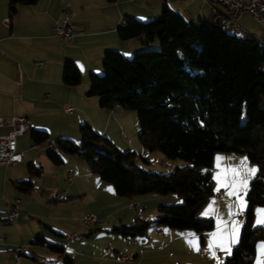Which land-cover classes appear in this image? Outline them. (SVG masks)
<instances>
[{
	"label": "crops",
	"instance_id": "crops-1",
	"mask_svg": "<svg viewBox=\"0 0 264 264\" xmlns=\"http://www.w3.org/2000/svg\"><path fill=\"white\" fill-rule=\"evenodd\" d=\"M9 3L10 0H0V117L24 116L29 130L17 139L19 150L24 152L22 162L0 165V215L4 218L2 228L8 233L7 241L1 247L0 264H59L60 255L45 244L34 243L38 236L47 242L62 244L64 254L75 264H127L116 259L120 250L133 253L134 264H153L154 261L156 264H220L229 253L218 246L219 237L214 238L212 234L226 236L231 232L233 220L243 221L244 212L237 214L239 201L235 196L226 195L231 187L221 188L224 191L222 198L211 197L198 210L199 216L213 218L211 230L197 233L165 226L149 227L143 234L135 236L122 235L112 229L116 225H130L136 218L156 217L159 205L177 202L172 195L175 193L119 196L110 183L90 169L86 161L87 165H82L68 154L63 155L62 163L63 171L67 170L68 185L62 190L57 186L59 169L51 167L56 164L47 157V150L41 147L46 143L50 148V142L60 137L77 139V127L84 122L113 144H116L117 137L126 139V127L122 123L127 115L126 109L119 105L103 108L98 96H87L89 76L103 72L102 57L106 50L130 56L138 50L156 47L157 43L144 44L142 36L120 39L117 29L124 25L127 16L139 20L155 18L164 4L187 20L208 18L210 5L204 0H36L20 4L11 12ZM5 17L10 19L8 26L2 22ZM61 17L73 23L79 31L71 41H61L54 35V23ZM239 23L264 44V25L248 13L241 15ZM66 60L73 61L80 70L81 82L78 85L71 86L62 81ZM64 104L71 105L74 110L65 112ZM61 115H64L63 120H60ZM69 127L71 133L67 131ZM7 128L4 125L0 131ZM31 129L46 131L49 140L34 144ZM143 150L141 148L140 152L144 153ZM217 156L234 159L218 162ZM242 157L247 156L215 152L212 176L229 165H239ZM248 162L249 167L256 166L249 159ZM47 168L51 170L49 179H46ZM69 172L72 173L71 181L68 180ZM244 175L246 177L247 174ZM26 180L32 182L29 190L22 186ZM216 187L217 181L214 180V190ZM16 198L20 199L16 205L17 216L13 221H7L5 212ZM132 200L136 203L132 204ZM57 203L79 208L81 223L78 218L61 222L67 218L45 214V209L53 208ZM209 203L213 204L214 211L207 216L202 215ZM260 208L255 207L254 221L260 216L256 211ZM230 212L233 215H229ZM88 213H94L100 223L83 224L82 217ZM83 226L87 227V232H83ZM79 234L82 236L77 238ZM57 236L65 237L66 243L59 241ZM261 243L264 239L256 243L255 255L258 253L257 245ZM210 244L213 245L211 248ZM79 245L83 249L76 250ZM108 246L112 252L106 254Z\"/></svg>",
	"mask_w": 264,
	"mask_h": 264
},
{
	"label": "trees",
	"instance_id": "trees-1",
	"mask_svg": "<svg viewBox=\"0 0 264 264\" xmlns=\"http://www.w3.org/2000/svg\"><path fill=\"white\" fill-rule=\"evenodd\" d=\"M35 1L10 0L9 8L14 12L18 5ZM117 34L123 40L142 36L147 45L157 39L159 48L150 46L129 57L104 51L103 72L90 74L86 95L98 96L103 108L119 105L135 110L141 144L189 164L166 174L144 170L135 164L133 151L118 149L89 124L80 127V144L60 137L55 148L47 149V157L56 165L63 163L64 154L83 158L119 196L175 193L181 197L180 203L159 205L154 218H136L112 229L135 236L149 227L211 230L213 218L197 213L215 192L214 153L245 154L259 171L245 195L239 243L220 264H253L256 243L264 239V227L254 225L255 207L264 206V44L253 36H237L209 18L187 20L165 4L150 20L127 16ZM62 81L71 86L81 82L80 70L71 60L63 64ZM30 136L34 144L49 140L43 130L31 129ZM22 186L29 190L32 182L26 180ZM34 243L60 255L59 264H75L62 244L40 236Z\"/></svg>",
	"mask_w": 264,
	"mask_h": 264
},
{
	"label": "built area",
	"instance_id": "built-area-1",
	"mask_svg": "<svg viewBox=\"0 0 264 264\" xmlns=\"http://www.w3.org/2000/svg\"><path fill=\"white\" fill-rule=\"evenodd\" d=\"M210 5L209 19L218 21L221 26L237 35V36H251L244 27L239 23V18L242 14L248 13L261 25H264V0H204ZM4 25L10 24L9 17L2 20ZM54 35L61 41H71L79 33L76 26L69 22L66 18H58L53 27ZM41 65V62H37ZM64 111L71 113L74 108L71 105L64 104ZM7 125L6 131H0V165H15L22 162L24 152L19 150L17 139L29 130V123L24 116L19 117H0V127ZM50 147L55 148V142H50ZM72 173H68V180L71 181ZM52 195L56 193L52 190ZM224 196V191L214 192L213 198L220 199ZM20 202L16 198L12 204L9 205L5 212V219L13 221L17 216L16 205ZM243 218V216H242ZM4 218L0 215V251L1 247L8 238V233L3 230ZM82 222L86 226L98 225L99 219L95 214L89 213L82 217ZM111 247L106 248V254L111 253ZM116 259L119 262H127L134 264V255L131 252L117 253Z\"/></svg>",
	"mask_w": 264,
	"mask_h": 264
},
{
	"label": "rangeland",
	"instance_id": "rangeland-1",
	"mask_svg": "<svg viewBox=\"0 0 264 264\" xmlns=\"http://www.w3.org/2000/svg\"><path fill=\"white\" fill-rule=\"evenodd\" d=\"M156 43H157L156 49H158L159 48V42H158L157 39H156ZM127 57H129V56H127ZM100 74H102V73H100ZM100 74H97V75H100ZM125 112H126L127 115H125L126 117L124 116L125 118L123 119L122 123L126 127V133H127L126 137L127 138L124 139V138L117 137L115 139L116 140V144H114V146L117 147L118 149L122 150V151H125V150L133 151L135 153V155H136L135 158H134V162H135V164L137 166H139L142 169L147 170V171L166 174V173L171 172L174 169V167H176V166L188 165L189 164L188 162H186V161H184L182 159H179V158H166L165 155L161 151H159L158 149L149 150V149L145 148L141 144V142L139 141V124H138V120H137V112L135 110H125ZM63 119H64V115H61L60 116V120H63ZM82 124H89V123L84 122V123H81L77 127V131H76V136H77L76 138L77 139H73L71 137H68L69 139L74 141L76 144H80V141H81L80 127H81ZM110 128H111V126H110ZM67 131L69 133L72 132L70 127L68 128ZM129 132H130V135L128 134ZM26 138L28 140H30L29 134H26ZM29 145H32V143L30 142ZM41 147H42V149L45 148V150H47L48 144L45 143ZM141 148L144 149L143 150L144 153L140 152ZM68 155H69L68 157H72V159H76V161H79L78 163H82V165L83 164L87 165L83 158H81V157H79L77 155H72V154H68ZM63 164L55 165V166L51 165V167H57L59 169V172H58L59 182H58L57 186L60 189H62V190H64L66 188V186L68 185L67 182H66L67 170L63 171V170H65L62 167ZM59 167H61V168H59ZM45 170H47L46 171V174H47V178L46 179H49L51 170L49 168H47ZM211 171H212V168H211ZM247 190H248V187H247ZM247 190H246V192H247ZM172 195H174L173 197H175V199L177 200V202H173L172 204H177V203L181 202V197L180 196H178L177 194H172ZM239 195L245 197V191L240 190L239 191ZM131 202H132V204L136 203L134 200H132ZM261 208H264V206H261ZM44 212H45V214L52 213L54 215H60V216H64V218H67V219H62L61 222H65L64 220H71L72 221V220H75L76 218H78V220L80 219V217H78L79 214H80V209L79 208H75L74 206H71V205L63 206L62 204L57 203L56 206H54L53 208H47V209H45ZM258 218L259 217H257L255 219L254 225H257L256 224V220ZM109 221H111V220H109ZM80 223H81V221H80ZM81 225H83V224H81ZM262 226H264V225H262ZM84 228H85V231H83V232H87L88 231L87 227H84ZM81 236L82 235L79 234L77 236V238H79ZM57 239L59 241L63 242L64 244L67 241V239L65 237H62V236L61 237L57 236ZM75 249L76 250H80V249H83V248H82L81 245H79ZM204 250L206 251V248H204ZM119 252L122 253L123 251L120 250ZM256 256L257 255H255V259H254V263L253 264H256ZM154 262L155 263H153V264H156V261H154Z\"/></svg>",
	"mask_w": 264,
	"mask_h": 264
},
{
	"label": "snow or ice",
	"instance_id": "snow-or-ice-1",
	"mask_svg": "<svg viewBox=\"0 0 264 264\" xmlns=\"http://www.w3.org/2000/svg\"><path fill=\"white\" fill-rule=\"evenodd\" d=\"M224 159H234L233 157H222L217 156L216 160L222 161ZM248 158L242 157L240 158V164L237 166L229 165L226 168L223 169L222 172H217L213 179L217 181V187L216 191L219 192L221 188L228 189L231 187V191H226V195L228 196H235L237 200L239 201V212L237 214H242L247 207L246 201L243 200V198L239 195L240 189L247 190V186L251 179L256 177L257 172L259 171V168L257 166H248ZM219 167V164L217 165ZM244 174H247L246 177ZM229 177L231 179L229 180ZM231 207V206H229ZM210 211H214L213 204L209 203L207 208L204 210L202 215L207 216ZM258 213H260L259 218L256 220L257 225H264V208H260L256 210ZM229 215H233L231 212ZM242 221H232V227L231 232L226 236H220L218 233H213V237H219V247H221L223 250H226L229 254H231V247L237 243H239L240 240V228L242 226ZM213 245L210 244L209 248H211ZM197 250H199L197 248ZM257 256H256V264H264V243H261L257 245ZM216 253L213 252L212 256L215 257Z\"/></svg>",
	"mask_w": 264,
	"mask_h": 264
}]
</instances>
